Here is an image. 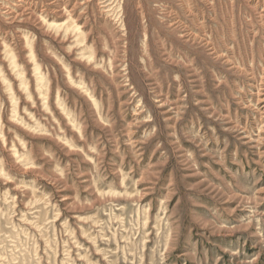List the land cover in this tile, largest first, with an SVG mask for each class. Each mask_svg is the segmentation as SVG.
<instances>
[{
  "label": "rangeland",
  "instance_id": "1",
  "mask_svg": "<svg viewBox=\"0 0 264 264\" xmlns=\"http://www.w3.org/2000/svg\"><path fill=\"white\" fill-rule=\"evenodd\" d=\"M103 1L0 0V264H264V0Z\"/></svg>",
  "mask_w": 264,
  "mask_h": 264
},
{
  "label": "bare ground",
  "instance_id": "2",
  "mask_svg": "<svg viewBox=\"0 0 264 264\" xmlns=\"http://www.w3.org/2000/svg\"><path fill=\"white\" fill-rule=\"evenodd\" d=\"M107 2H109V0H104L102 3H104V4H106ZM119 2H120V0H119ZM139 2V1H138ZM111 3V2H110ZM117 3V2H116ZM126 3V2H125ZM140 4H142V3H144V0H141L140 2H139ZM107 4H109V3H107ZM111 5V4H110ZM115 5V4H114ZM135 5V4H134ZM143 5V4H142ZM109 6V5H108ZM122 7H123V5H122ZM122 7H120V8H122ZM139 7H141V6H139ZM103 8V7H102ZM107 8H109V7H107ZM110 9V8H109ZM141 9H142V7H141ZM109 12V11H108ZM212 40V39H211ZM262 117V116H261Z\"/></svg>",
  "mask_w": 264,
  "mask_h": 264
}]
</instances>
